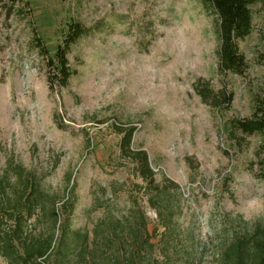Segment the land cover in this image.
Returning <instances> with one entry per match:
<instances>
[{
	"label": "rangeland",
	"instance_id": "374dc122",
	"mask_svg": "<svg viewBox=\"0 0 264 264\" xmlns=\"http://www.w3.org/2000/svg\"><path fill=\"white\" fill-rule=\"evenodd\" d=\"M24 1L0 0L1 200L38 183L58 206L73 186L71 228L91 238L103 218L130 213L135 198L153 264H224L232 243L264 232V178L255 175L263 172V142L251 136L240 148L226 135L228 119L249 118L264 103L263 5L251 6L253 31L239 43L247 71L228 78L232 107L216 114L192 87L199 78L221 86L216 18L200 0ZM70 21L103 26L71 47L77 75L51 93L32 28L52 55ZM128 126L136 128L132 147L147 152L156 181L179 186L171 196L172 231L119 154L117 128Z\"/></svg>",
	"mask_w": 264,
	"mask_h": 264
},
{
	"label": "trees",
	"instance_id": "16d2710c",
	"mask_svg": "<svg viewBox=\"0 0 264 264\" xmlns=\"http://www.w3.org/2000/svg\"><path fill=\"white\" fill-rule=\"evenodd\" d=\"M11 5L24 0H7ZM205 12L216 18L218 37L217 75L220 88L214 89L209 80L199 78L193 90L201 102L213 113L223 114L230 111L234 94L229 88L230 76L243 77L247 71L245 56L239 43L253 31L251 6L264 0H200ZM14 6H9L8 14ZM103 24L98 22L86 26L79 21L66 23L61 34V42L52 55L32 28L31 43L44 63L45 80L51 93H60L69 86L70 79L77 75L68 60L71 47L81 38L101 31ZM135 127L117 128L119 154L132 166V174L142 184L135 187L155 210L160 224L172 231L175 215L172 193L179 186L166 178L157 182L147 152L132 147ZM226 135L231 141L243 148L245 139L258 135L263 142L260 147L264 153V103H256L249 118H231L226 121ZM258 153V152H257ZM262 173L256 177L264 178V161L257 162ZM4 185L0 181V192ZM75 188L61 200L60 205L46 198L38 183H29L19 189L13 200L0 198V260L4 264H153V244L148 234V224L144 211L137 200H132L130 213L103 218L88 232L72 230L71 216L75 208ZM39 224L45 229L39 230ZM156 230V228H154ZM60 231L59 238L55 233ZM260 236V237H259ZM237 239L225 251L224 264H264V232L261 235ZM250 255V256H249Z\"/></svg>",
	"mask_w": 264,
	"mask_h": 264
}]
</instances>
